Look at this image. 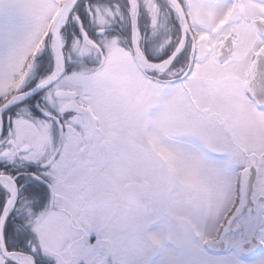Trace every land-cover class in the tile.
<instances>
[{"label": "snow or ice", "instance_id": "1", "mask_svg": "<svg viewBox=\"0 0 264 264\" xmlns=\"http://www.w3.org/2000/svg\"><path fill=\"white\" fill-rule=\"evenodd\" d=\"M0 264H264V0H0Z\"/></svg>", "mask_w": 264, "mask_h": 264}]
</instances>
